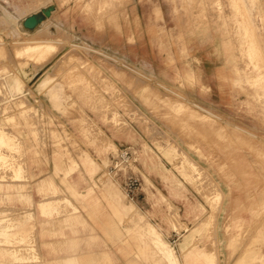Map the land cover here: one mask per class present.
I'll use <instances>...</instances> for the list:
<instances>
[{"label": "rangeland", "instance_id": "obj_1", "mask_svg": "<svg viewBox=\"0 0 264 264\" xmlns=\"http://www.w3.org/2000/svg\"><path fill=\"white\" fill-rule=\"evenodd\" d=\"M259 37L264 0H0V264H51L42 240L85 227L114 264H264Z\"/></svg>", "mask_w": 264, "mask_h": 264}, {"label": "crops", "instance_id": "obj_2", "mask_svg": "<svg viewBox=\"0 0 264 264\" xmlns=\"http://www.w3.org/2000/svg\"><path fill=\"white\" fill-rule=\"evenodd\" d=\"M259 43L261 45H263L264 43V40L260 39V37H259ZM216 64L217 63L215 62L214 56H211L209 53L208 55H205V61L203 65L207 68V70L210 69L211 67H214V65ZM209 77L210 76L208 73L206 78L203 79V82H205V84L208 83L212 86ZM75 181H80L78 183V186L79 184L82 183L81 179H77L73 181L67 180L68 183H75ZM78 186L77 189L79 188ZM64 190L69 196H72L66 184H64ZM90 204L91 203L84 201L83 203H79V206H80V212L82 216L81 220L83 222V225L85 219L88 223H90L93 226V204L92 205ZM85 228H86L85 232L76 235L69 234L65 236L46 238L45 240L43 239L42 251L45 257L47 258V260L51 264H70V263L71 264H114L113 256L111 255L110 251H108V247L111 248L110 244L114 240L110 239V236L106 234L107 232L106 233L98 232L100 235L99 241L101 243L107 244V247L102 246L100 248H97V252L99 251H103V252H99L93 256V230H89L87 227ZM121 261L122 264H128V261L123 259V256Z\"/></svg>", "mask_w": 264, "mask_h": 264}, {"label": "built area", "instance_id": "obj_3", "mask_svg": "<svg viewBox=\"0 0 264 264\" xmlns=\"http://www.w3.org/2000/svg\"><path fill=\"white\" fill-rule=\"evenodd\" d=\"M131 157L132 152L129 147L120 148L112 160L110 169L116 172L123 170V168L130 163ZM140 184L141 182L139 178L134 175H128L124 179V186L129 196L135 194L136 190L140 187Z\"/></svg>", "mask_w": 264, "mask_h": 264}, {"label": "bare ground", "instance_id": "obj_4", "mask_svg": "<svg viewBox=\"0 0 264 264\" xmlns=\"http://www.w3.org/2000/svg\"><path fill=\"white\" fill-rule=\"evenodd\" d=\"M241 1V0H240ZM241 4H242V2H241ZM232 8V7H231ZM244 11V10H243ZM39 16L40 15H42V14H44V10L43 9H41V10H39V11H37L36 12ZM236 15V14H235ZM237 15H238V12H237ZM240 18V17H239ZM248 19V18H247ZM246 19V20H247ZM240 20V19H239ZM242 22V21H241ZM42 23V22H41ZM236 23V22H235ZM22 24V23H21ZM248 24V23H247ZM248 26V25H247ZM237 27H238V25H237ZM249 29V28H248ZM237 30H238V28H237ZM35 31V30H34ZM248 33V32H247ZM239 35V34H238ZM252 36V35H251ZM237 37V36H236ZM242 37V36H241ZM51 39L49 38V39H33V41H32V43L31 44H29L28 42H31V41H27L26 43H28L27 44V46H25V47H23V48H26V49H38V48H40L41 46H42V43H46V42H48V41H50ZM52 41V40H51ZM252 41V40H251ZM250 44V43H249ZM244 47V46H243ZM21 50V49H20ZM19 50V51H20ZM23 52V51H22ZM20 53V52H19ZM257 53V52H256ZM244 56V55H243ZM249 62V61H248ZM256 64V63H255ZM261 79V78H260ZM260 94V93H259ZM263 99V98H262ZM264 101V100H263ZM3 142V141H2ZM117 194V193H116ZM127 207H129L130 208V206L131 205H129V204H127L126 205ZM124 209V208H123ZM150 230H151V232H154L155 234H156V238H158L159 237V235L157 234V231L154 229V228H152V227H150ZM192 235H189V237L188 238H186L185 239V243L186 242H188L189 240H190V237H191ZM165 245H166V247L168 248V250H166V255H167V257H168V259H172V261L173 260H175V257H176V255H174L173 256V252H172V250H171V248H169L170 246L169 245H167L166 243H165ZM196 253H197V251L195 250V251H192V252H190L189 253V255L187 256V259H186V261L188 262V264H194L195 263V258H196ZM170 259V260H171ZM177 261V260H176ZM172 263V262H171ZM174 263H175V261H174Z\"/></svg>", "mask_w": 264, "mask_h": 264}, {"label": "water", "instance_id": "obj_5", "mask_svg": "<svg viewBox=\"0 0 264 264\" xmlns=\"http://www.w3.org/2000/svg\"><path fill=\"white\" fill-rule=\"evenodd\" d=\"M54 9L53 5H50L44 8V14L38 15L36 12L25 17L22 21L24 27L33 29L37 27L45 18L51 15L52 10Z\"/></svg>", "mask_w": 264, "mask_h": 264}]
</instances>
